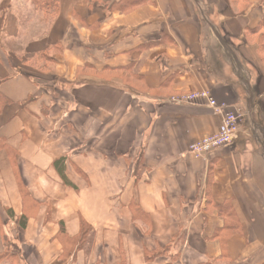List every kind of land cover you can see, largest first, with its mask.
I'll list each match as a JSON object with an SVG mask.
<instances>
[{
	"label": "crops",
	"instance_id": "0c3cea01",
	"mask_svg": "<svg viewBox=\"0 0 264 264\" xmlns=\"http://www.w3.org/2000/svg\"><path fill=\"white\" fill-rule=\"evenodd\" d=\"M0 264H264V0H0Z\"/></svg>",
	"mask_w": 264,
	"mask_h": 264
},
{
	"label": "built area",
	"instance_id": "2783aa9c",
	"mask_svg": "<svg viewBox=\"0 0 264 264\" xmlns=\"http://www.w3.org/2000/svg\"><path fill=\"white\" fill-rule=\"evenodd\" d=\"M162 102V101H161ZM172 106H195L211 110L223 118L222 128L218 133L205 136L189 146V154L195 159H206L213 152L234 145L239 140L240 123L246 114L231 111L229 106L218 103L209 90H199L176 95L163 101Z\"/></svg>",
	"mask_w": 264,
	"mask_h": 264
},
{
	"label": "trees",
	"instance_id": "16d2710c",
	"mask_svg": "<svg viewBox=\"0 0 264 264\" xmlns=\"http://www.w3.org/2000/svg\"><path fill=\"white\" fill-rule=\"evenodd\" d=\"M41 9H50L54 5L55 0H32Z\"/></svg>",
	"mask_w": 264,
	"mask_h": 264
},
{
	"label": "rangeland",
	"instance_id": "374dc122",
	"mask_svg": "<svg viewBox=\"0 0 264 264\" xmlns=\"http://www.w3.org/2000/svg\"><path fill=\"white\" fill-rule=\"evenodd\" d=\"M243 113L246 114V117H247V115L250 116V114H251L249 111H247V110L245 109V107H244V111H243ZM252 121H254L253 115H252Z\"/></svg>",
	"mask_w": 264,
	"mask_h": 264
}]
</instances>
